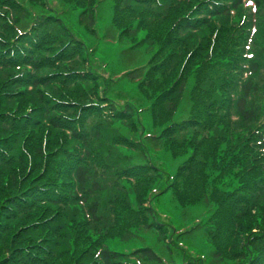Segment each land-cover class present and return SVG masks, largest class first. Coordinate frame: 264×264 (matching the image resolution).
Masks as SVG:
<instances>
[{"label": "trees", "instance_id": "1", "mask_svg": "<svg viewBox=\"0 0 264 264\" xmlns=\"http://www.w3.org/2000/svg\"><path fill=\"white\" fill-rule=\"evenodd\" d=\"M74 1L80 25L95 34L97 0ZM112 1L121 31L143 26L147 39L161 35L153 42L171 49L123 71L142 89L167 79L149 108L163 107L168 121L154 119L146 144L108 128L113 120L134 127V107L120 108L100 90L84 43L54 7L0 0V264H208L192 255L177 263L150 245L129 252L106 245L136 227L157 229L179 249L149 203L163 176L159 195L171 191L180 206L213 204L203 226L215 264H264V112L254 101L263 85L252 51L259 19L231 22L246 0ZM253 1L259 12L264 0ZM193 74V108L172 117ZM238 121L247 127L237 131ZM148 145L173 157L191 153L168 175L161 162L114 152L144 153ZM228 179L237 180L236 192L219 187Z\"/></svg>", "mask_w": 264, "mask_h": 264}, {"label": "rangeland", "instance_id": "2", "mask_svg": "<svg viewBox=\"0 0 264 264\" xmlns=\"http://www.w3.org/2000/svg\"><path fill=\"white\" fill-rule=\"evenodd\" d=\"M77 1L81 3L86 0ZM46 2H48L49 7H54L63 16L62 19L66 21V24L72 28L73 33L84 43L86 47L85 58L87 60V67L98 74L100 78V90L107 88L108 95L115 100L120 108H124L127 103L134 107V127L128 121L113 120L110 122L111 125L108 128L122 133L129 139L142 140L146 144L145 134L148 132H156L157 128L154 127H158L154 125V119L164 121V124H167L168 121L163 107H158L153 113L149 108V105L153 104L159 92L164 88L167 79H160L154 85L142 89L141 85L127 81L122 76L125 69L133 68L137 63L141 64L146 62L148 67L152 64L153 60H156L155 58L157 57L154 56L156 53H159L158 56H161V58L168 54L171 49L164 51V48L161 49L162 46L158 41L153 42L156 41V37L158 38L159 36L161 38L162 36L155 33L147 39L143 26L136 27L133 33L129 30L126 33L121 31L117 26V22L114 21L115 25L113 23L112 0H97L95 34H90L88 30L80 25L79 15L82 8L77 10L70 9L75 5L74 0H46ZM257 7L253 0H246L244 7L232 16L231 22L236 21L237 18L238 22H240L241 19L251 16H254L256 20L259 19V23H257L258 28L255 27L257 45L253 47L252 51L254 57L261 64L260 74L258 75L260 78L258 77L257 79L260 85H263V89H261V93L254 97V101L256 102L255 105L259 106L260 111L262 109L264 112V2H262V6L259 8V12L256 11ZM248 10L250 11L247 12ZM231 28L233 29L234 27ZM231 36L236 37L234 31ZM129 46L135 47V49L125 54L123 56L124 58H120L121 50L131 49ZM129 56L132 57L131 64L123 63L122 59H126ZM176 60L175 58L173 62L175 63ZM194 79L195 76L193 74L189 78V88L186 89L187 94L180 100L179 108L172 117L177 115L176 117L181 118L187 114V111L193 108L190 94L195 87L193 86ZM246 127V124L242 125L239 121L234 126L237 131L240 130L239 128L244 129ZM114 152H117L118 156H121L119 153L122 152L125 158L137 163H143V161L145 162L149 158L158 163L161 162L163 163H159L161 169L165 173L167 172L168 175L175 174L179 167L187 161L191 153L188 150L179 157H173L167 147L163 149L152 145L145 147L144 153L127 151L121 148L116 149L115 147ZM166 178L167 176H163L161 181L164 185L161 184V188L165 187L167 182ZM125 187L131 190L128 185H125ZM219 187L228 192H236L238 188L237 180L228 179L220 183ZM126 188L123 189L124 192H126ZM161 188L158 187V190L155 189L152 192L149 203L159 212L161 221L169 225L167 228V236L169 235V238L178 245L179 249H169L166 246V241L157 229H138L136 227H129L124 233H116L110 236V238L106 239V245L113 249L122 250L123 252H129L136 248L150 245L157 249L164 257L173 255L171 258L177 263L182 262L184 258L192 255L194 258L203 259L205 263L215 264L212 256L214 253V245L207 240L203 226L206 217L211 213L210 206H213V204H208L209 201L207 199V204L201 200L198 202L195 201L192 205L186 204L185 206H180L174 199L171 191H164L162 195H159L162 191ZM193 200H195V197L191 201ZM170 225L173 226V229ZM230 262H232L230 264H235L234 260Z\"/></svg>", "mask_w": 264, "mask_h": 264}]
</instances>
